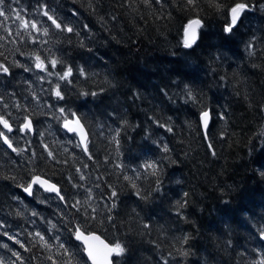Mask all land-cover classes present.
I'll return each mask as SVG.
<instances>
[{"label": "trees", "instance_id": "trees-1", "mask_svg": "<svg viewBox=\"0 0 264 264\" xmlns=\"http://www.w3.org/2000/svg\"><path fill=\"white\" fill-rule=\"evenodd\" d=\"M251 3L253 10L227 36L220 14L202 3L196 11L204 27L197 44L185 49L183 25L196 11L180 0H164L163 7H146L142 0H3L0 9L8 18L0 16V63L9 71L0 72V115L12 125L5 134L13 147L24 150L11 153L0 140L4 264H52L49 255L59 264L66 258L59 255L60 243L73 254V264H88L69 231L85 220L102 239L124 244L125 253L115 257L119 264L264 260V0ZM45 9L73 32L51 25L42 15ZM16 13L41 32L18 34ZM44 28L47 36L41 34ZM253 38L256 54L250 56L246 45ZM34 54L61 61L56 68L49 65L50 72L72 68L71 83L36 69ZM57 84L64 100L51 92ZM185 85L198 102H185ZM59 108L81 119L88 153L62 132V120L54 118ZM201 109L210 113L205 134L198 121ZM25 116L33 123L32 135L19 131ZM157 119L172 131L159 127ZM117 132L118 145L112 139ZM45 145L55 159L48 158ZM152 162L160 169L158 190L156 177L145 178L144 164ZM33 174L56 184L67 206L37 189L25 193ZM113 189L116 208L108 213ZM76 200L89 202L77 212L71 207ZM85 208L98 219L86 216ZM185 235L189 254L180 256L176 238Z\"/></svg>", "mask_w": 264, "mask_h": 264}, {"label": "snow or ice", "instance_id": "snow-or-ice-1", "mask_svg": "<svg viewBox=\"0 0 264 264\" xmlns=\"http://www.w3.org/2000/svg\"><path fill=\"white\" fill-rule=\"evenodd\" d=\"M3 3V0H0V4ZM142 3L148 7L151 6L153 3L160 4L161 7H163L164 0H142ZM180 3L184 5L190 12L196 11L199 6L203 3L208 8L213 9L215 12L219 13L221 18L224 21L223 24V33L227 35L234 34L235 30L238 27L239 22L241 21L242 15L247 12L253 10L254 5L251 3V0H180ZM261 10H264V4H260ZM10 11V9H9ZM16 19L20 22V29H18V34H22V32H26L28 29H31L34 32H41V29L38 27L37 23L28 21L25 19H22L20 17L19 13H16ZM42 15L47 17V20L51 22V25H54L56 29L61 31H66L68 33L73 32L72 27H66L62 25V23L58 22L57 18L54 15H50L49 11L47 9L43 10ZM0 16L5 17L7 19L5 10L0 9ZM204 27L202 23V19L200 18L199 11H196V15L193 18H190L187 20V23L183 25V47L185 49H192L194 45L197 44V40L200 37V30ZM42 35L47 36L48 35V29L44 28L42 30ZM37 41L35 38H33V43H36ZM46 43V42H45ZM83 46V45H82ZM246 51H248V54L250 56L256 54V46H255V38L253 40L249 41V43L246 45ZM34 60V66L36 69H38L41 72H46L49 76L56 75L57 79L60 81H65L68 83H71L70 77L73 76V69L67 68L61 73H54L50 72L48 66L50 65L52 68H56L58 64L61 63L58 59L55 57L48 59L47 57L42 58L39 54L33 55ZM20 67H23V65H18ZM31 69L28 67H24V71H30ZM9 68L5 66L3 63H0V72L8 73ZM80 74L85 75V72L83 69H80ZM43 79V77H41ZM52 94L58 99V100H64V96L62 95V91L60 88V85L57 84L54 89H51ZM89 93L81 92L80 95H88ZM91 95L95 96L97 95L96 92L90 93ZM182 95L184 96L185 102H198L197 95L192 91L191 88H189L187 85H185L184 89L182 90ZM59 116H55V119L62 120L63 121V127L70 133H75L80 137V143L83 146V151L85 153H88V144H87V133L85 132L84 125L81 123V119L77 117L76 113L69 112L65 108H59ZM209 119H210V113L207 110H200V121L202 122V125L205 129H208L209 126ZM125 123H127L125 121ZM156 123L161 128L167 129V131L171 132L172 128L166 126L165 124L161 123L159 119L156 120ZM0 126L3 127V129H6L8 132H12L13 128L12 125L9 123L7 119L3 115H0ZM19 131L21 133H27L33 131V123L31 119H29L27 116L24 117V121L22 125L19 128ZM119 135V132H117L116 136H113V141L118 145L119 141L117 139V136ZM0 140L3 141L4 144H6L13 152H23V149H18L16 147H13V144L9 137L5 134L4 131H0ZM208 147L211 149L212 145L209 144ZM162 150L167 153L169 151L167 145L162 146ZM45 151H47L48 158L55 159V156L52 151L48 150V146L45 145ZM215 155V152L212 153ZM35 155V154H33ZM89 159H91V156H89ZM116 167H120L119 164L116 165ZM144 168L146 170V176H152L156 177V185L157 188L154 190L159 189L160 185V179H159V172L160 169L156 162L152 163H145ZM80 171L79 169L77 170ZM264 175V173H262ZM137 178H139V173L137 174ZM80 179L83 180L84 176L81 175ZM125 180H128L134 189H136L135 194L140 197L141 199H144V195L141 193L139 188H137V185L132 180L131 177L125 176ZM43 188L45 192L48 193H55L56 197L59 198L60 201L65 202L67 206V201L64 195L61 194V190L57 187L56 184L51 183L48 179L44 178L41 175H35L33 174L31 176L30 182L26 183V185L23 187V191L27 193L28 195H33L36 191V187ZM74 187L76 185H73ZM188 194L185 193V196ZM118 198V192L113 189L111 191L109 200L112 201L110 205L106 204L105 209L108 213H111L112 209L116 208L115 199ZM88 200L80 201L76 200L71 204L72 208H75L77 212H80L82 209V206L85 204H88ZM178 209L184 207V203L177 202ZM86 216H91L90 213H88L87 209H83ZM97 211L96 208H92V212L95 213ZM177 214L179 215L180 212L178 211ZM33 215H36L33 213ZM98 217L91 216V220L95 221ZM106 220L111 221L114 225V220L111 215H107L105 217ZM88 220H85L83 224L81 223H73L71 227H69V231L72 233V236L75 238L76 241L80 242L83 245V251L88 257V260L91 262V264H119L118 261L115 260V257L122 256L126 248L124 244L119 242L118 240H106L101 239L99 235L96 234L95 231L88 228ZM2 227V225H0ZM53 228H55V225H52ZM144 228H148L149 225L144 224ZM35 236L38 237L39 241L43 243L45 247H49V244L45 241V237L41 235L39 232L35 233ZM189 236L185 235L183 237L176 238L177 242L181 245L177 249V252L180 256H187L189 252L183 248V245H186L189 240ZM260 238L264 239V228L260 229ZM9 240H13L14 237L8 236ZM59 240V237H57ZM17 244H20L19 240L14 241ZM2 247H8L5 245H0ZM21 247H24L23 244H20ZM59 249L62 250V252L59 253V255H62L66 257L65 259L59 261V264H73L74 256L69 251L68 248L65 247L63 243L59 244ZM13 256H16L17 260H20L21 257L16 253H12ZM171 255V253H170ZM48 260L52 262V264H58V261L53 259L51 255L47 257ZM0 264H4L3 260H0ZM164 264H169L167 260H165ZM258 264H264V260H261L258 262Z\"/></svg>", "mask_w": 264, "mask_h": 264}, {"label": "water", "instance_id": "water-1", "mask_svg": "<svg viewBox=\"0 0 264 264\" xmlns=\"http://www.w3.org/2000/svg\"><path fill=\"white\" fill-rule=\"evenodd\" d=\"M182 35H183V33H182ZM23 121H24V120H23ZM198 121H199V125H200V128H201L202 133L205 134V132H206L207 129H205V128L203 127L202 122L200 121V115H199V117H198ZM22 123H23V122H22ZM209 124H210V119H209ZM0 127H1L2 131H4L5 133H8V131H7L6 129H3L2 126H0ZM60 127H61L62 132H63L65 135H67V136H73V137L75 138L78 147L81 149L82 152H84V151H83V146H82L81 143H80V137H79L77 134H75V133H70V132H68V131L63 127V121L61 122V126H60ZM85 132H86V131H85ZM27 133H28L29 135H32V134H33V131H31V132H27ZM1 142H2L3 146L5 147V149H7V150H8L9 152H11V153L13 152V151H12V150H11L6 144L3 143L2 140H1ZM35 187H36V189L39 190L40 192L45 193V194L52 195L53 197H55V198H57V199L59 200V198L56 197L55 193H48V192H45L43 188H39L38 186H35ZM59 201H60V200H59ZM72 237H73V236H72ZM101 239H102V238H101ZM73 240L75 241L76 244H78V245L80 246V248H81V250H82V254H83L85 260L87 261V263H88V264H91V262L88 260L87 255H86L85 252L83 251V245H82L80 242L76 241L74 237H73Z\"/></svg>", "mask_w": 264, "mask_h": 264}]
</instances>
